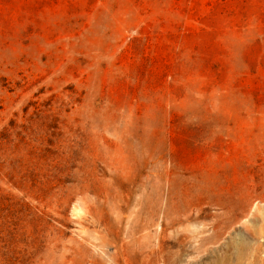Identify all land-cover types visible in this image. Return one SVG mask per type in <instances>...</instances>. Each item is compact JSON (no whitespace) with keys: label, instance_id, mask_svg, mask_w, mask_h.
<instances>
[{"label":"rangeland","instance_id":"rangeland-1","mask_svg":"<svg viewBox=\"0 0 264 264\" xmlns=\"http://www.w3.org/2000/svg\"><path fill=\"white\" fill-rule=\"evenodd\" d=\"M0 264H264V0H0Z\"/></svg>","mask_w":264,"mask_h":264}]
</instances>
